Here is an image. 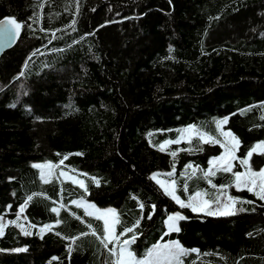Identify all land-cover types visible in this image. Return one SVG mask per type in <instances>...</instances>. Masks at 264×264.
I'll use <instances>...</instances> for the list:
<instances>
[{
  "label": "trees",
  "instance_id": "trees-1",
  "mask_svg": "<svg viewBox=\"0 0 264 264\" xmlns=\"http://www.w3.org/2000/svg\"><path fill=\"white\" fill-rule=\"evenodd\" d=\"M7 16L24 27L0 57V216L15 221L29 195H43L17 221L35 225L32 235L8 224L0 236V264H109L113 245L105 249L90 234L102 236L103 225L72 203L81 198L115 209L117 234L140 220L130 246L138 259L170 240L188 252L183 264H264V201L228 187L252 201L236 205L245 211L194 214L150 179L173 164L176 174L188 164L203 170L220 153L219 144L197 138L158 150L190 125L221 139L215 121L228 118L239 157L264 142V0H0V19ZM64 156L56 172L83 177L86 196L60 176L42 183L32 167L59 165ZM251 165L262 167L264 155L253 154ZM209 179L221 186L233 176ZM184 183L177 176L182 195ZM187 184V193L214 198L201 171ZM175 211L187 219L165 235L166 216ZM46 224L54 227L38 234Z\"/></svg>",
  "mask_w": 264,
  "mask_h": 264
},
{
  "label": "snow or ice",
  "instance_id": "snow-or-ice-1",
  "mask_svg": "<svg viewBox=\"0 0 264 264\" xmlns=\"http://www.w3.org/2000/svg\"><path fill=\"white\" fill-rule=\"evenodd\" d=\"M42 7V5H41ZM75 21L70 27L74 28ZM24 25L18 22L15 18H3L0 19V40L3 41L7 46L15 43L20 35L21 29ZM53 35H55L53 33ZM23 75V73H21ZM228 123V118L221 120H216V131L219 133L220 137L223 139H218L213 136H209L207 133L198 129L195 125H190L188 127L178 129V136L174 140H165L163 143L159 144L158 150L166 151L167 147L172 144H180L181 142H187L188 144L192 143L194 138L199 140L200 144H219L221 148L224 149L222 154L209 161V168L207 171L193 167L192 164L186 165L185 172L181 173L182 177H185V183L183 185L184 191L187 193L188 184L187 180L192 176H195L197 171L203 173V178H205L211 188L216 189L213 199H206L209 194L207 192L196 191L194 194L188 196L187 201L181 199L176 194L177 181L175 179H160L159 173L153 174L150 179L155 181L156 184L160 186L163 190L165 196L170 197L180 208L190 209L194 213H203L207 216H233L237 212L245 211L244 208H237V204L243 203H252V201H243L239 198H235L228 194V187H235L237 191L247 190L248 192L255 195L259 200L264 201V168L259 171H255L251 167V158L253 154L264 155V142L255 144L245 155L244 158L240 159L237 156V152L240 148V140L231 132L224 131L223 126ZM151 135V134H150ZM202 150V149H200ZM178 151H188L191 152L193 149H179ZM76 155H82V153H76ZM170 155L175 159L177 156V151H172ZM68 157L64 156L61 159L59 165L52 164L51 162H46L44 164H33L32 167L40 170V179L44 184L50 183L52 178L55 177L56 169L63 164L64 160H67ZM239 160V164L244 168V171H233V161ZM191 170L189 173L188 170ZM218 172L231 173L233 180L229 185L217 186L212 182L210 177H214ZM166 177L175 176V164H173V170L163 174ZM60 177L70 179L73 184L78 185L81 189L84 190L85 196L87 193V185L83 180L77 179L76 177H69L68 174L64 171H60ZM92 182L99 187L100 181L92 178ZM43 195L42 193H34L29 195L24 203L20 206L19 211L16 213L17 219L15 221H4L3 216H0V236L4 235L5 228L8 224H13L18 227L23 235H32L30 229L36 227L35 225L29 224L27 228L22 223L17 221L23 216L25 209L28 207L30 202H32L34 196ZM47 199V197H44ZM135 199V197H133ZM55 203V202H54ZM77 207L84 208V214L86 216L94 217L97 221H101L103 225V234L97 235V232L93 229L91 235L95 236L99 243L105 248L108 249V245L112 244L113 247L108 249L109 254L114 257L109 264H183L181 257H184L188 252L181 247V245L176 241H171L164 244H156L153 248L149 249L142 259H138L136 254L130 250V246L134 244L138 238L135 229L139 227L140 220L138 219L131 227H125L122 232L117 234V226L121 223L119 215L115 209L108 208L101 210L95 205L86 203L83 198L79 201H72ZM140 209L143 211L144 204L140 203ZM9 208L11 205L8 206ZM64 207V205H60ZM53 213H56L59 216L60 208L53 207L51 208ZM153 211H155V206H153ZM152 216L149 214L148 219H151ZM187 219L184 215L179 213L175 215H169L167 220L164 221V224L167 226L168 231L165 235H168L172 232H179L181 229L178 226L177 222ZM24 220H27V217H24ZM61 221L57 219L56 225H59ZM54 225H44L39 228L38 234H43L45 231H50ZM91 228V225H89ZM132 233V236L129 239H124L121 241V237ZM82 235H88L84 233ZM79 237H77L78 239ZM74 242V241H73ZM118 246V248H117ZM17 252L26 251L24 248L15 249ZM71 251V249H69ZM192 252H196V249H192Z\"/></svg>",
  "mask_w": 264,
  "mask_h": 264
},
{
  "label": "rangeland",
  "instance_id": "rangeland-1",
  "mask_svg": "<svg viewBox=\"0 0 264 264\" xmlns=\"http://www.w3.org/2000/svg\"><path fill=\"white\" fill-rule=\"evenodd\" d=\"M223 130L224 131H230L229 129H227L226 127H225V125L223 126ZM178 136V135H177ZM177 136H175L174 138H171L170 136L169 137H167L165 140H174V139H176L177 138ZM221 138V140L223 139V137H220ZM164 140V141H165ZM163 141V142H164ZM162 142V143H163ZM182 143V142H181ZM185 143V142H184ZM257 143H260V142H256V143H254V145L255 144H257ZM173 145H179V144H173ZM172 146V145H171ZM170 147V146H169ZM224 151V149L222 148L221 149V151H220V153L218 154V155H216V156H214V157H211V159L210 160H212V159H214V158H216V157H218V156H220L221 154H222V152ZM239 151V150H238ZM255 154V153H254ZM246 155V154H245ZM237 156L239 157V155H238V152H237ZM245 156H242V157H239L240 159H242V158H244ZM209 160V161H210ZM209 161H208V166L205 168V169H203L204 171H207L208 170V168H209ZM44 163H46V162H34L33 164H44ZM250 163H251V161H250ZM32 164V165H33ZM233 165H234V167H233V171L234 172H237V171H244V168L243 167H241L240 166V164H239V160H236V161H233ZM193 167H195L194 165H193ZM251 167H252V169L253 170H255V171H259L260 169H262V168H264V165L262 166V167H260V168H254L252 165H251ZM185 168H186V166H184L183 167V169L182 170H179L177 173L178 174H176L175 173V176L174 177H171V178H169V177H166V176H164L163 174L164 173H167V172H171L172 170H173V166L169 169V170H164V171H155V172H151L150 173V177L153 175V174H156V173H159V174H161L160 175V179H175L176 181H177V176H180V177H182L181 176V173H183V172H185ZM38 171H39V175H40V170L38 169ZM60 171H64V172H66V170H63V169H61V170H59V171H57V172H55V175L56 176H59V173H60ZM175 171H177V169H176V167H175ZM188 172L190 173L191 172V170L189 169L188 170ZM67 173V172H66ZM68 176L69 177H76L77 179H80V178H78L75 174H72V175H70V174H68ZM63 179H66V178H64V177H62ZM67 180H70V179H67ZM80 180H83L84 181V179H83V177H82V179H80ZM71 181V180H70ZM155 182V181H154ZM156 183V182H155ZM157 186H159L158 184H157ZM160 187V186H159ZM234 189L236 190V188L234 187ZM162 190V189H161ZM163 191V190H162ZM196 191H202V190H196ZM196 191H194V192H192V193H186L185 191H184V195H182L181 193H179L178 192V190L176 189V194L181 198V199H183V200H185V201H187V198H188V196H190V195H192V194H194ZM237 191V190H236ZM202 192H204V191H202ZM227 192H228V194L229 195H231V196H233L232 194H231V191L230 190H228L227 189ZM210 193L213 195L215 192L214 191H210ZM234 197V196H233ZM168 198H170V197H168ZM206 199H209V198H207V197H205ZM171 199V198H170ZM172 200V199H171ZM173 201V200H172ZM85 202L86 203H90V204H93L92 202H90V201H88V200H85ZM174 202V201H173ZM175 203V202H174ZM176 204V203H175ZM93 205H95V204H93ZM177 205V204H176ZM96 206V205H95ZM179 206V205H178ZM97 208H99L98 206H96ZM80 208H82V212L84 213V208L83 207H80ZM109 207H107V208H99V209H101V210H105V209H108ZM113 209V208H112ZM184 209H187V208H184ZM187 210H190V209H187ZM191 211V210H190ZM192 212V211H191ZM177 213H179V214H181V215H183L180 211H175V212H172V213H170V214H168L167 216H166V220H167V217L169 216V215H175V214H177ZM192 213H194V212H192ZM194 214H202V215H204L203 213H200V212H198V213H194ZM226 217V216H225ZM4 218V221L5 222H7V221H11L8 217H3ZM178 224V223H177ZM165 228H166V230L168 231V229H167V226L165 225ZM121 241H123V240H121ZM169 242H171L170 240H166V241H163L161 244H164V243H169ZM177 242V241H176ZM182 247V246H181ZM117 248H118V246H117ZM131 250V249H130Z\"/></svg>",
  "mask_w": 264,
  "mask_h": 264
},
{
  "label": "water",
  "instance_id": "water-1",
  "mask_svg": "<svg viewBox=\"0 0 264 264\" xmlns=\"http://www.w3.org/2000/svg\"><path fill=\"white\" fill-rule=\"evenodd\" d=\"M3 18H12V17L7 16V17H3ZM3 18H1V19H3ZM20 35H21V31H20ZM20 35H19V37H20ZM19 37H18V39H19ZM18 39L15 41V43L11 44V46H7L6 44L3 43L2 40H0V57L3 55L4 52L13 48L15 46V44L17 43Z\"/></svg>",
  "mask_w": 264,
  "mask_h": 264
},
{
  "label": "crops",
  "instance_id": "crops-1",
  "mask_svg": "<svg viewBox=\"0 0 264 264\" xmlns=\"http://www.w3.org/2000/svg\"><path fill=\"white\" fill-rule=\"evenodd\" d=\"M163 242V241H162ZM162 242H159L158 244H161Z\"/></svg>",
  "mask_w": 264,
  "mask_h": 264
}]
</instances>
